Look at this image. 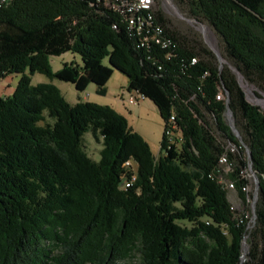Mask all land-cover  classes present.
Wrapping results in <instances>:
<instances>
[{
  "label": "trees",
  "instance_id": "trees-1",
  "mask_svg": "<svg viewBox=\"0 0 264 264\" xmlns=\"http://www.w3.org/2000/svg\"><path fill=\"white\" fill-rule=\"evenodd\" d=\"M175 2L214 31L227 62L221 70L195 34H179L155 6L140 31L129 14L99 0L0 7V80L22 75L12 95L0 96V264H127L134 254V264H264V111L246 100L229 68L264 91V0ZM164 39L171 45L162 47ZM66 52L81 64L52 73L47 58ZM26 70L78 92L92 83L98 95L120 72L127 90L159 112L158 156L112 108L70 104L52 85L32 86ZM227 100L240 139L225 120ZM171 115L181 139L168 144ZM87 133L100 146L98 159ZM246 149L258 178L250 230ZM223 153L227 175L218 164ZM130 158L136 180L121 189ZM219 175L233 183L243 212L232 208Z\"/></svg>",
  "mask_w": 264,
  "mask_h": 264
},
{
  "label": "rangeland",
  "instance_id": "rangeland-1",
  "mask_svg": "<svg viewBox=\"0 0 264 264\" xmlns=\"http://www.w3.org/2000/svg\"><path fill=\"white\" fill-rule=\"evenodd\" d=\"M155 7L159 10L163 16L171 22V28L177 31L179 34L185 35L187 39H191L190 33L195 34L200 41L206 46L208 49V44L218 50L220 53V42L214 31L205 23L201 22L204 26L207 27V31L202 33L200 31L199 25L194 23L191 24L186 21V19H193L191 17L186 16L182 13L175 0H155ZM178 10L179 13L182 14L180 17L175 9ZM186 18V19H185ZM221 54V53H220ZM48 66L52 73L57 72L61 69L64 63H73L80 65L81 59L79 55L66 52L59 56H50L47 58ZM102 63L106 66H109L108 58L105 57L102 60ZM216 66L218 65L217 60L215 59ZM26 76L30 79V84L32 86L37 85H52L54 86L60 94L65 98V100L70 104H75L77 102H87L99 106H107L112 108L118 115L123 117L129 128L132 129L133 132L138 134L148 145L151 154L156 157L159 153L160 142L162 139L164 127L163 121L159 116V112L155 105L145 98H140L139 96L135 97L136 102L131 104L129 103V98L134 96L132 92L127 90V78L121 74L120 72L113 70V73L107 83L105 84V94L98 95L96 93L97 86L89 83L86 89L82 92H78L75 90L74 85L67 82L59 81L55 78H48L45 75L34 73L29 74L28 70H26ZM22 78L21 74H10L5 78L0 80V96H10L13 94L17 83ZM246 95L252 104L260 107L261 110L264 111V107L256 104V100L264 99V91L259 89L253 84L248 83L246 80H242ZM250 91V92H249ZM225 115V120H226ZM227 122V120H226ZM84 139L86 145L88 147L89 154L94 158L98 159L99 155L97 150L100 149V146L95 143L92 136L87 133L84 135ZM233 145L229 144L226 146L228 150ZM234 147V146H233ZM235 151V147H234ZM135 162V171L137 175L138 164ZM228 200L232 205V208L238 212H243L244 207L241 205L240 200L237 197V192L235 189H228ZM248 193L250 196V204L253 201V196L255 193V185L254 180L250 176L249 178V186ZM249 204V206H250ZM248 230L251 229L252 216L248 215ZM185 225L191 226V223L184 222ZM207 224V223H206ZM243 256V255H242ZM138 261L137 254L133 255L132 259L126 260L127 264H134Z\"/></svg>",
  "mask_w": 264,
  "mask_h": 264
},
{
  "label": "built area",
  "instance_id": "built-area-1",
  "mask_svg": "<svg viewBox=\"0 0 264 264\" xmlns=\"http://www.w3.org/2000/svg\"><path fill=\"white\" fill-rule=\"evenodd\" d=\"M11 1L12 0H0V7L8 4ZM99 1L102 2L103 5H105L109 9L115 10L120 13L129 14L130 15L128 20L129 25L135 26L137 31H140L145 25H149L153 21V16L151 12L155 6L154 4L155 0H99ZM156 32L160 33L161 30L159 28H156ZM160 43L162 47H167L171 45L169 39L167 40L164 39ZM195 61H196L195 59H192L191 63L194 64ZM135 97L137 96L135 95L133 97L131 96L129 98V103L131 104L135 103L137 101ZM218 97L221 99L224 96L222 94H219ZM165 135L168 144H172L176 140L178 141L181 139L180 134L176 126L174 125V117L172 115L168 119ZM228 151L233 153L234 147L232 146L231 148L228 149ZM218 164L223 171V175H227L232 172V165L226 153H223L219 156ZM135 166L136 164L135 162H133L131 158L123 163L122 165L123 173L121 175V180H120L121 189H128L135 182L136 180ZM248 176L250 178L251 174L249 173ZM217 180L220 184L224 185L225 188L234 189L233 183L226 180L222 175H219L217 177ZM245 190L247 191L248 188H246ZM248 202L250 203V199H248Z\"/></svg>",
  "mask_w": 264,
  "mask_h": 264
},
{
  "label": "water",
  "instance_id": "water-1",
  "mask_svg": "<svg viewBox=\"0 0 264 264\" xmlns=\"http://www.w3.org/2000/svg\"><path fill=\"white\" fill-rule=\"evenodd\" d=\"M176 13L184 18L182 16L181 13L178 12V10L176 8H174ZM186 19V18H185ZM187 22L191 23V24H198L199 25V28H200V31L202 33L205 32V26L200 23L199 21L195 20V19H186ZM208 48L215 54L217 60H218V63H219V70H221L222 66L224 64H227V62L225 61V59L222 57V55L218 52V50H216L215 48H213L212 46H210L208 44ZM229 68L231 69V71L236 75V79H237V82H238V85L240 86V88L242 89V91L244 92L245 94V98L246 100L249 102L248 98H247V95H246V90H245V87L243 85V77L242 75L239 73L238 70H236L234 67L230 66L229 65ZM264 95V94H263ZM256 104L258 105H261L262 107H264V99H258L255 101ZM251 103V102H249ZM252 104V103H251ZM252 105H255V104H252ZM257 106V105H256ZM226 120H227V124L228 126L230 127V129L232 130V132L235 134V136L240 139V134L238 132V130L236 129V127L234 126V122H233V116H232V113L229 109V106H228V100L226 101ZM246 152H247V155H248V160H249V166H248V170H249V173L251 174V177L253 178L254 180V185H255V193H254V196H253V201H252V204H251V209H252V223L254 224L255 222V201H256V194H257V188H258V178L256 176V174L254 173V171L252 170V163H251V153H250V150L249 149H246ZM245 239V238H244ZM247 250V246H246V243H245V240H243L242 242V252L243 254H245Z\"/></svg>",
  "mask_w": 264,
  "mask_h": 264
},
{
  "label": "bare ground",
  "instance_id": "bare-ground-1",
  "mask_svg": "<svg viewBox=\"0 0 264 264\" xmlns=\"http://www.w3.org/2000/svg\"><path fill=\"white\" fill-rule=\"evenodd\" d=\"M207 31V27L205 26V32ZM244 85V84H243ZM245 87V86H244ZM250 92V91H249Z\"/></svg>",
  "mask_w": 264,
  "mask_h": 264
}]
</instances>
